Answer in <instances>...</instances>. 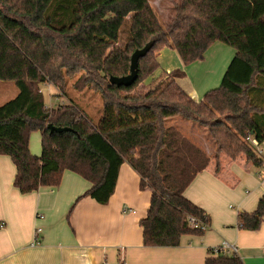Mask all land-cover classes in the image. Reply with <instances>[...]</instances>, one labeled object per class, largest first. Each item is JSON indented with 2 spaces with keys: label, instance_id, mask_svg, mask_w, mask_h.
I'll use <instances>...</instances> for the list:
<instances>
[{
  "label": "trees",
  "instance_id": "1",
  "mask_svg": "<svg viewBox=\"0 0 264 264\" xmlns=\"http://www.w3.org/2000/svg\"><path fill=\"white\" fill-rule=\"evenodd\" d=\"M151 42L137 81L111 85V77L130 74L132 55ZM217 42L236 55L221 85L201 101L178 85L181 70L154 78L164 48L176 50L188 66ZM76 76L71 88L102 99L97 122L72 100L47 105L43 87L65 95ZM0 81L19 90L0 106V155L16 166L15 188L23 195L58 188L71 171L92 183L79 199L107 204L128 162L141 188L152 192L141 221L145 247H178L184 236L203 235L196 222H211L185 196L211 159L167 120L203 126L217 159L224 153L234 161L245 155L256 167L264 163L252 143L264 144V0H177L167 25L151 0H0ZM33 132L41 133V155L31 152ZM263 220L264 197L253 213L239 215L240 227L249 231ZM205 264L244 262L212 249Z\"/></svg>",
  "mask_w": 264,
  "mask_h": 264
},
{
  "label": "crops",
  "instance_id": "2",
  "mask_svg": "<svg viewBox=\"0 0 264 264\" xmlns=\"http://www.w3.org/2000/svg\"><path fill=\"white\" fill-rule=\"evenodd\" d=\"M176 1L171 0L172 5ZM221 44H213L202 61L190 66L169 48L160 51L158 62L166 73L183 71L178 85L201 101L213 90L208 81L221 85L236 55ZM179 125L186 138L209 157L214 155L215 146L204 136L203 127L189 120ZM34 146L30 140L31 152L41 155ZM210 159L185 191L210 215L208 229L201 236H184L178 247H145L141 221L148 214L152 192L141 188V177L128 162L120 168L109 202L100 204L91 197L79 199L92 183L71 171L64 172L60 187L23 195L14 186L16 166L10 157L0 155V225L4 224L0 264H205L210 250L226 243L237 247L244 264H264V220L257 231L239 225V215L253 213L264 197V163L256 167L245 155L234 161L224 153ZM124 207L136 212H124ZM37 229L42 232L36 241Z\"/></svg>",
  "mask_w": 264,
  "mask_h": 264
},
{
  "label": "rangeland",
  "instance_id": "3",
  "mask_svg": "<svg viewBox=\"0 0 264 264\" xmlns=\"http://www.w3.org/2000/svg\"><path fill=\"white\" fill-rule=\"evenodd\" d=\"M166 3H168V4H166ZM151 4L154 7V9L156 10L157 14L159 15L162 23L164 25H167L174 15L173 5H175V3H173V5H172L171 0H151ZM126 38H127V34H126V32H123L122 33V40H125ZM221 45H224V44H221ZM226 47H228V46H226ZM228 48H230V47H228ZM230 49H232V48H230ZM188 66H190V65H188ZM209 68L210 69H208V72H210V70L212 69L211 64H210ZM166 72L167 71H166L165 67L163 66V64L160 63V68L156 72L155 77L158 75H165ZM77 78H78V76H76L74 79L69 81V88L67 89L65 95L64 94L61 95V92L58 89H56L54 86H52L50 84L45 85L43 87V90L45 92V98H46L47 105L52 106V107H58L59 105H61L63 103H69V101L72 100L82 110H84L90 118H92L95 122H97L102 115V109H103L102 99H101L100 95L95 93V92H92V91L78 92V91L74 90L73 88H71L72 83H74V81ZM208 84L210 86L209 90L215 89L218 86H220V83L214 84V82L212 80H209ZM18 93H19V90L13 82H11V81H0V106L4 105L5 103H7L11 100H13L14 98H16ZM51 100H52V102H50ZM181 120H183L181 117L169 119V120H167V125H172V124L175 125L176 124L178 126L179 131H181L180 125H179ZM191 124L193 126H199V125H194L192 122H191ZM200 127H203V126H200ZM203 130H204V136L206 137L207 136L206 135V129L204 127H203ZM34 138H35V140L32 143V140ZM30 140H31V144H33V146L35 145L34 147L37 148L41 153V149H42L41 133L40 132H33L30 136ZM209 140H211L212 144H214V146H215L214 155L210 156V157L214 158V157H216L217 145L215 144V142L212 139H209ZM262 148H264V144L262 145ZM260 156L263 157V160H264V155L261 154Z\"/></svg>",
  "mask_w": 264,
  "mask_h": 264
},
{
  "label": "water",
  "instance_id": "4",
  "mask_svg": "<svg viewBox=\"0 0 264 264\" xmlns=\"http://www.w3.org/2000/svg\"><path fill=\"white\" fill-rule=\"evenodd\" d=\"M153 47V43H148L143 49L137 50L131 58V68H130V74L124 77H111L110 83L111 85L116 86H126L130 87L132 86L138 79V68H139V60L140 58L146 56L148 52ZM51 129H54L53 127H50Z\"/></svg>",
  "mask_w": 264,
  "mask_h": 264
},
{
  "label": "built area",
  "instance_id": "5",
  "mask_svg": "<svg viewBox=\"0 0 264 264\" xmlns=\"http://www.w3.org/2000/svg\"><path fill=\"white\" fill-rule=\"evenodd\" d=\"M252 143L257 148L258 154L261 155L263 153V150H262L261 146L259 145V143L255 139L252 140ZM124 212L135 213L136 211L134 209H130L128 207H124ZM193 223H195L194 220H193ZM3 227H4V224H1L0 225V228H3ZM195 227H197V228L200 227L201 230L206 231L209 226L206 225V224H203V223H197L196 222L195 223ZM41 232H42L41 229H37L36 230V241L38 239V235ZM214 252L215 253H219L220 252V253H226V254H238V249H237V247L232 246V245L226 243L221 248L220 247L219 248H215L214 249Z\"/></svg>",
  "mask_w": 264,
  "mask_h": 264
}]
</instances>
